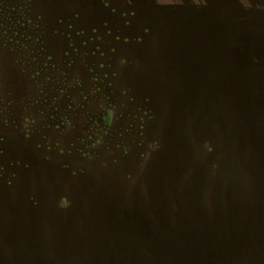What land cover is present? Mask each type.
<instances>
[{"label": "rangeland", "instance_id": "374dc122", "mask_svg": "<svg viewBox=\"0 0 264 264\" xmlns=\"http://www.w3.org/2000/svg\"><path fill=\"white\" fill-rule=\"evenodd\" d=\"M0 264H264V0H0Z\"/></svg>", "mask_w": 264, "mask_h": 264}, {"label": "trees", "instance_id": "16d2710c", "mask_svg": "<svg viewBox=\"0 0 264 264\" xmlns=\"http://www.w3.org/2000/svg\"><path fill=\"white\" fill-rule=\"evenodd\" d=\"M262 220H263V219H262ZM151 234H152V237L154 238V236H153V235L155 234V232H154V231H151Z\"/></svg>", "mask_w": 264, "mask_h": 264}]
</instances>
